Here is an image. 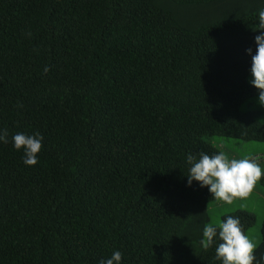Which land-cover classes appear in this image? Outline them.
<instances>
[{
  "label": "trees",
  "instance_id": "obj_1",
  "mask_svg": "<svg viewBox=\"0 0 264 264\" xmlns=\"http://www.w3.org/2000/svg\"><path fill=\"white\" fill-rule=\"evenodd\" d=\"M260 8L0 0V264H98L115 251L120 264H174L194 242L191 264H221L215 244H200L214 199L188 185L186 157L220 151L205 136L264 142L262 110L239 109L258 95L246 49L255 54ZM17 132L43 136L35 166L14 148ZM228 215L244 233L255 223L244 209ZM260 234L254 264L264 218Z\"/></svg>",
  "mask_w": 264,
  "mask_h": 264
},
{
  "label": "clouds",
  "instance_id": "obj_2",
  "mask_svg": "<svg viewBox=\"0 0 264 264\" xmlns=\"http://www.w3.org/2000/svg\"><path fill=\"white\" fill-rule=\"evenodd\" d=\"M258 11V26L260 35L255 36L256 51L246 49L251 56L250 84L258 90L259 104L264 106V8ZM31 37V32L27 33ZM49 67L45 66L47 74ZM17 107H23L18 104ZM8 131L0 129V142L7 144ZM43 136L40 133L27 135L17 132L11 137L16 150L23 149V162L26 166H35L38 163V154L43 147ZM188 169V185L193 181L201 187H207L214 200L223 201L229 205L236 198L246 199L252 192L257 181L261 179L262 171L257 158L229 159L225 152L216 154L200 152L197 155L189 153L186 157ZM219 240V243L216 241ZM200 244L204 250L215 244V260L221 264H254L256 261L255 248L257 245L244 233L238 217L228 215L215 223H206L203 226ZM264 260V256L261 257ZM122 253L115 251L108 259H101L98 264H120Z\"/></svg>",
  "mask_w": 264,
  "mask_h": 264
},
{
  "label": "rangeland",
  "instance_id": "obj_3",
  "mask_svg": "<svg viewBox=\"0 0 264 264\" xmlns=\"http://www.w3.org/2000/svg\"><path fill=\"white\" fill-rule=\"evenodd\" d=\"M163 6H165L167 9H169L170 11H172V13L179 19H185L187 16L185 15V12L177 5H168L166 2H162L161 3ZM186 16V17H185ZM247 81L250 82V80L252 79L251 76V70L250 72L247 74L246 76ZM259 97L258 95L248 98L246 100H244L239 109L241 112H245L247 110L250 109H262L264 112V106H261L258 102ZM259 120V117H258ZM260 120L262 122H264V113L262 114V116H260ZM259 120V121H260ZM204 139L208 142H210L211 144H213L214 146H216L217 148H219L221 151L225 152L226 155L228 156V153L232 150H234L236 153H239V151L237 150V143H241L242 140H238L235 138H230V137H224V136H205ZM251 142V141H248ZM255 142V141H254ZM258 142V141H257ZM263 143V142H261ZM260 182V180H259ZM259 184V183H257ZM258 187H261V185L259 184ZM261 189H264V185L261 187ZM212 204V205H211ZM211 210L209 211V219L207 223H215L219 220H221V216L224 213L227 212H231L233 210H236V208L238 207V209H253L257 219L255 218V223L249 227L246 231V235L257 245L260 240H261V234H260V214H261V209H260V202H258L256 195L252 194V196H248L246 199H240V198H236L233 200V203L231 205L223 202V201H212L211 203ZM244 209V210H245ZM264 214V213H262ZM196 244L195 242L192 243L191 247L187 250H184L183 252L180 253L177 261L174 264H191L192 261V257L194 255V252L196 251Z\"/></svg>",
  "mask_w": 264,
  "mask_h": 264
},
{
  "label": "crops",
  "instance_id": "obj_4",
  "mask_svg": "<svg viewBox=\"0 0 264 264\" xmlns=\"http://www.w3.org/2000/svg\"><path fill=\"white\" fill-rule=\"evenodd\" d=\"M263 113L264 112L262 110V113L259 115V120H260V116H262ZM260 122L262 124H264V122H262L261 120H260ZM237 150L239 151V153H236L234 150H232L233 152L230 151L228 153V158L230 160L231 159L240 160L243 158H257L258 165L261 168L262 174H264V142L261 143V142H257V141H255V142L254 141H251V142L242 141L241 143H237ZM257 183H259L261 185V187L263 186L261 184V182L257 181ZM257 183H256L255 187L253 188V190L249 196H252V194H255L258 202H260V209L262 212L259 216V217H261L259 221L261 223L263 218H264V214H262V213H264V189H261V187H258L259 184H257ZM216 201L218 202V200H216ZM210 204L208 205V213L212 208L211 207L212 204L211 205ZM236 209H238V207ZM243 209H245V208H243ZM245 210L254 214L255 218L257 219V216H256L253 209H250V210L245 209Z\"/></svg>",
  "mask_w": 264,
  "mask_h": 264
}]
</instances>
